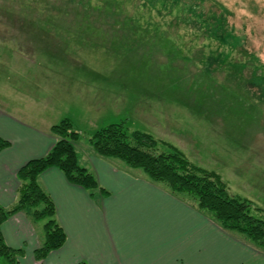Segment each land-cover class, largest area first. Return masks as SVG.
<instances>
[{
  "label": "rangeland",
  "instance_id": "rangeland-1",
  "mask_svg": "<svg viewBox=\"0 0 264 264\" xmlns=\"http://www.w3.org/2000/svg\"><path fill=\"white\" fill-rule=\"evenodd\" d=\"M22 92L84 135L123 120L171 142L264 207V0H0V102L25 113Z\"/></svg>",
  "mask_w": 264,
  "mask_h": 264
},
{
  "label": "crops",
  "instance_id": "crops-1",
  "mask_svg": "<svg viewBox=\"0 0 264 264\" xmlns=\"http://www.w3.org/2000/svg\"><path fill=\"white\" fill-rule=\"evenodd\" d=\"M51 91L45 95L53 94ZM21 94L28 98L25 113L16 106L5 109V103L0 102V137L9 142L0 150L3 206L17 199L19 167L43 156L55 143L50 125L65 116L72 118L58 112V105L47 103L44 96ZM36 103L47 104L56 112L54 118L29 113ZM77 153L79 163L92 171L104 191L98 188L91 195L86 188L69 182L58 167L45 168L38 182L54 203L65 240L42 260H35L38 235L28 215L16 212L1 224V231L9 246L23 245L20 264H264V249L226 231L140 169L102 158L91 148H77Z\"/></svg>",
  "mask_w": 264,
  "mask_h": 264
},
{
  "label": "trees",
  "instance_id": "trees-1",
  "mask_svg": "<svg viewBox=\"0 0 264 264\" xmlns=\"http://www.w3.org/2000/svg\"><path fill=\"white\" fill-rule=\"evenodd\" d=\"M49 129L56 137L55 143L43 156L29 159L19 167L16 175L20 185L16 201L10 206L0 204V264H20L19 257L24 248L9 246L1 231V224L19 211L26 210L34 220H44L42 241L33 250L36 260L64 243L65 233L56 220L54 203L38 182V175L45 168L58 167L69 182L86 188L91 195L98 188L103 190L92 171L78 161L76 142L83 138L96 155L114 158L126 167L140 169L151 181L161 184L226 231L264 249V207L230 192L219 172L195 164L171 142L144 130H129L123 120L110 122L92 134L84 135L65 116L51 124ZM8 145V140L0 137V150ZM75 264L88 263L78 261Z\"/></svg>",
  "mask_w": 264,
  "mask_h": 264
}]
</instances>
